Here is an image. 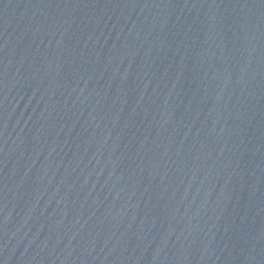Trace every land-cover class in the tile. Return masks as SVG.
I'll return each mask as SVG.
<instances>
[{"label": "water", "instance_id": "1", "mask_svg": "<svg viewBox=\"0 0 264 264\" xmlns=\"http://www.w3.org/2000/svg\"><path fill=\"white\" fill-rule=\"evenodd\" d=\"M0 264H264V0H0Z\"/></svg>", "mask_w": 264, "mask_h": 264}]
</instances>
